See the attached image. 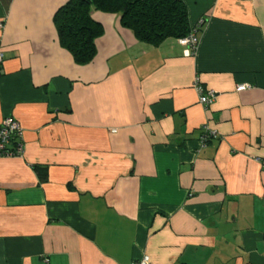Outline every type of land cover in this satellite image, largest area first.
Masks as SVG:
<instances>
[{"label":"crops","instance_id":"0c3cea01","mask_svg":"<svg viewBox=\"0 0 264 264\" xmlns=\"http://www.w3.org/2000/svg\"><path fill=\"white\" fill-rule=\"evenodd\" d=\"M68 1L0 0V124L24 150L0 157V264H264V0H181L190 55L93 10L84 66Z\"/></svg>","mask_w":264,"mask_h":264},{"label":"trees","instance_id":"16d2710c","mask_svg":"<svg viewBox=\"0 0 264 264\" xmlns=\"http://www.w3.org/2000/svg\"><path fill=\"white\" fill-rule=\"evenodd\" d=\"M93 10L119 15L124 28L152 46L170 38L180 40L191 31L181 0H69L55 14L54 24L61 47L80 66L95 59L96 42L104 34L102 24L93 19ZM35 169L44 181L41 168Z\"/></svg>","mask_w":264,"mask_h":264},{"label":"built area","instance_id":"2783aa9c","mask_svg":"<svg viewBox=\"0 0 264 264\" xmlns=\"http://www.w3.org/2000/svg\"><path fill=\"white\" fill-rule=\"evenodd\" d=\"M245 1H254V0H245ZM202 23V22H201ZM2 25L0 24V29ZM197 30H191L190 33L185 37L179 40V43L186 47V54L190 55L194 53L197 49L199 39L197 36ZM3 54L0 53V63L2 62ZM248 86H240L237 88L239 92L244 91ZM201 94L200 102L205 106H209L215 100L216 94L213 91H210L208 94L203 95L202 88L198 87ZM22 127L20 123L13 119L7 118L3 120L0 124V157L4 156H23V144H22ZM211 137H217L215 132H207L202 139V143L206 142ZM133 264H151L148 257L134 262Z\"/></svg>","mask_w":264,"mask_h":264}]
</instances>
